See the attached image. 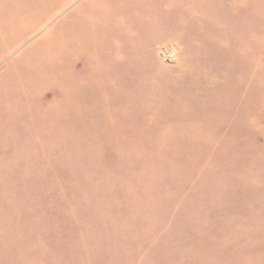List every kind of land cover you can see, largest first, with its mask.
Instances as JSON below:
<instances>
[{
    "label": "rangeland",
    "instance_id": "1",
    "mask_svg": "<svg viewBox=\"0 0 264 264\" xmlns=\"http://www.w3.org/2000/svg\"><path fill=\"white\" fill-rule=\"evenodd\" d=\"M0 264H264V0H0Z\"/></svg>",
    "mask_w": 264,
    "mask_h": 264
}]
</instances>
